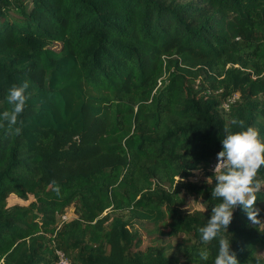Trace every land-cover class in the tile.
Segmentation results:
<instances>
[{"label":"trees","instance_id":"trees-1","mask_svg":"<svg viewBox=\"0 0 264 264\" xmlns=\"http://www.w3.org/2000/svg\"><path fill=\"white\" fill-rule=\"evenodd\" d=\"M25 80L0 124V264H213L224 127L264 138V0H0V111ZM257 178L259 222L228 225L240 264H264Z\"/></svg>","mask_w":264,"mask_h":264},{"label":"clouds","instance_id":"clouds-1","mask_svg":"<svg viewBox=\"0 0 264 264\" xmlns=\"http://www.w3.org/2000/svg\"><path fill=\"white\" fill-rule=\"evenodd\" d=\"M28 86L29 82L25 80L8 88L6 100L11 108L0 111V124L6 122L9 129L17 124L26 104ZM232 123L236 124L237 121L234 119ZM15 130L18 132L20 129L17 127ZM223 131L213 176L207 178L215 180L211 195L220 197V201L210 208L209 217L197 231L199 240L204 244L217 239L218 249L213 264H240L231 247L228 225L237 206L253 223L260 220L258 214L262 209L256 205V193L261 190L262 181L257 178V172L264 165V138L251 125L238 130L225 126ZM199 254L202 259H207V248Z\"/></svg>","mask_w":264,"mask_h":264},{"label":"rangeland","instance_id":"rangeland-1","mask_svg":"<svg viewBox=\"0 0 264 264\" xmlns=\"http://www.w3.org/2000/svg\"><path fill=\"white\" fill-rule=\"evenodd\" d=\"M193 180L195 181H202L205 180V175L201 172H195L194 173V178ZM25 201L16 198L14 195L9 196L8 198V205L11 206L13 204H24ZM184 209L186 212L191 213L197 210H203V206L201 204L200 200H195L192 197H187L185 200V206ZM69 216V215H68ZM261 226L264 227V217L261 220ZM165 243H169L173 245L175 243V240L172 239H166ZM147 244V241L145 240L143 243L142 248ZM264 254V252H263Z\"/></svg>","mask_w":264,"mask_h":264},{"label":"built area","instance_id":"built-area-1","mask_svg":"<svg viewBox=\"0 0 264 264\" xmlns=\"http://www.w3.org/2000/svg\"><path fill=\"white\" fill-rule=\"evenodd\" d=\"M216 162L210 165V169L213 171L214 165ZM69 218L68 214H63L61 220H67ZM56 261L55 264H70L65 254L61 251H55Z\"/></svg>","mask_w":264,"mask_h":264}]
</instances>
